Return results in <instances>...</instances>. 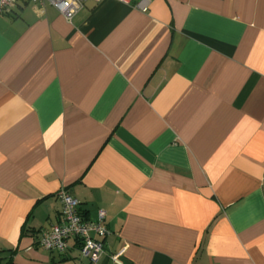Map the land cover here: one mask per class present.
Instances as JSON below:
<instances>
[{"label":"crops","instance_id":"0c3cea01","mask_svg":"<svg viewBox=\"0 0 264 264\" xmlns=\"http://www.w3.org/2000/svg\"><path fill=\"white\" fill-rule=\"evenodd\" d=\"M0 14V264H264V0ZM106 211L96 263L39 245Z\"/></svg>","mask_w":264,"mask_h":264},{"label":"built area","instance_id":"2783aa9c","mask_svg":"<svg viewBox=\"0 0 264 264\" xmlns=\"http://www.w3.org/2000/svg\"><path fill=\"white\" fill-rule=\"evenodd\" d=\"M15 0H0V13L8 12ZM32 3L47 2L55 6L66 20L82 7L86 0H28ZM98 2L100 0H93ZM129 3L131 0H119ZM149 0H137L134 7L147 11ZM61 202L59 221L49 228L41 230L39 245L48 251L64 252L68 248V240L73 239L79 255L89 263H96L103 252V238L108 233L105 217L106 211L98 208L94 220L85 219L79 210L78 200L65 190L57 193ZM114 264H122L120 253L110 254Z\"/></svg>","mask_w":264,"mask_h":264},{"label":"trees","instance_id":"16d2710c","mask_svg":"<svg viewBox=\"0 0 264 264\" xmlns=\"http://www.w3.org/2000/svg\"><path fill=\"white\" fill-rule=\"evenodd\" d=\"M10 11V10H9ZM9 11L8 12H4V13H9ZM1 14V13H0ZM80 210V209H79ZM81 213V212H80ZM82 214V213H81ZM82 216H83V214H82ZM8 262H9V259H7L4 263H1V264H8Z\"/></svg>","mask_w":264,"mask_h":264}]
</instances>
